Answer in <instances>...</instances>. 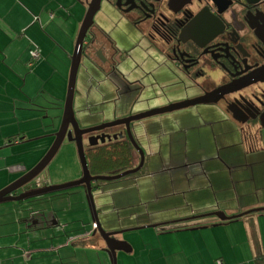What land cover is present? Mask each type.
I'll list each match as a JSON object with an SVG mask.
<instances>
[{
  "label": "crops",
  "instance_id": "0c3cea01",
  "mask_svg": "<svg viewBox=\"0 0 264 264\" xmlns=\"http://www.w3.org/2000/svg\"><path fill=\"white\" fill-rule=\"evenodd\" d=\"M74 5L67 0H0V191L40 162L54 141L62 115L57 113L51 121L52 109L44 107L52 106V101L62 103L68 86L70 58L83 13ZM31 51L39 54L35 63L30 61ZM52 82L55 93L46 97L43 90ZM178 115L146 119L149 122L141 130L136 126L135 140H144L148 148L140 175L109 182L106 191L105 186L93 190L104 230L141 228L116 236L130 247L128 252L117 253L119 264H264V212L229 222L210 216L220 212L232 217L264 208V200L245 198L250 184L257 191L259 175L257 171L248 174L252 163L242 148V138L241 143L217 145L211 158L206 152L192 156L188 145L195 144L193 131L208 129L215 143L224 136L229 142L233 130L224 134L222 126L231 124L220 115L222 130L217 136L214 118L202 114L191 119L197 125L187 127ZM125 116L115 115L114 120ZM106 122L102 119L99 124ZM152 128L159 130L149 132ZM180 135L185 147L177 158L174 141ZM14 140L20 142L11 143ZM65 143L52 160V177L49 171L37 183L60 185L81 178L76 148ZM64 151L65 163L59 160ZM239 154L243 162L232 159ZM213 158L221 176L226 174L223 182L212 178L205 167V160ZM7 204L11 205L0 208V217H4L0 221V264H110L103 240L92 235L95 222L81 188ZM251 227L259 241L258 259Z\"/></svg>",
  "mask_w": 264,
  "mask_h": 264
},
{
  "label": "flooded vegetation",
  "instance_id": "af4514ba",
  "mask_svg": "<svg viewBox=\"0 0 264 264\" xmlns=\"http://www.w3.org/2000/svg\"><path fill=\"white\" fill-rule=\"evenodd\" d=\"M82 1L86 6L91 2ZM105 8L114 12L117 23L123 22L130 32L145 40V51L150 53L156 70L167 69L171 74L159 78L149 68H143L144 62L136 61L132 70L123 69L136 48L132 53L121 51L103 25L95 22ZM81 57V64L95 68L111 80L117 100L123 103L124 118L138 115L133 109L141 107L137 104L145 101L140 98L148 88H160L162 99L156 95L152 99L158 107L151 104L139 114L204 98L206 104L160 116L209 107L236 128L248 154L259 152L258 142L264 135V0H101ZM179 87H187L190 95L180 98L179 91L173 92ZM217 90L224 93L211 94ZM170 93L173 100L168 97ZM135 129L136 122L131 124L132 135ZM101 134L124 136L116 141L127 139L124 126L106 129L83 136L85 150L112 142L89 147L87 140ZM38 177L12 195L48 186L37 183ZM102 185L93 183V190Z\"/></svg>",
  "mask_w": 264,
  "mask_h": 264
},
{
  "label": "rangeland",
  "instance_id": "374dc122",
  "mask_svg": "<svg viewBox=\"0 0 264 264\" xmlns=\"http://www.w3.org/2000/svg\"><path fill=\"white\" fill-rule=\"evenodd\" d=\"M67 1H69V2L74 1L76 4L74 6H79L80 8H82V12H83L82 18H81V12L79 15V18H81V22H82L84 15L87 11V6L77 3L75 0H67ZM75 12L76 11H73L74 15H75ZM67 17H68V15H67ZM67 17H64V20H66ZM115 17H116V15L114 14V12L105 8V9H103L102 13H100L95 18V22L101 23L103 25V27L109 33L110 37L116 43L117 48H119L121 51L125 52V51L131 50V53H132L133 49L136 48V49H134V52L132 54V59L130 61L126 62L125 64H123V69H125L126 71H130L134 67L133 66L134 61H136L137 64L138 63L142 64V62H144V64H145V65H143L144 69L149 68L150 70H152V72H154V74H153L154 76H157L159 78H165L164 74L168 73L167 72L168 70L167 69L156 70L154 63H152L151 59H149L150 53L145 51V49H148V46H147V43L145 42V40L141 39L138 34H136L134 32H130L129 27H127L123 22L117 23L118 21L116 20ZM168 74H171V73L169 72ZM104 76L105 75L102 72L95 70V68H93L87 64L84 65L82 63L80 65V68H79V71L77 74V79H76V86H75V93H74V100H73V110H74L75 118H76V120H77V122L81 128L87 127L84 125H90V123L94 124L95 127L99 126V125L111 123V122L115 121L114 120L115 115H117V116L122 115L121 106L123 105V103L121 100H119V101L117 100L118 97H117V94L115 93V87L110 82L111 80L110 79L106 80L105 79L106 77H104ZM172 79L174 80V76H172L171 80ZM54 86L55 85L52 82V85L45 87V89L43 91H44L46 97H47V93H53V95H54V93H55ZM186 88L179 87V89H174L173 92L178 93L177 91H179V96H180V98H182V97H185L186 96L185 94H187V93H188V95H190L189 94L190 92H188L187 91L188 89H186ZM66 93H67V86L65 88L64 95L62 96L63 97L62 103L55 104V102L52 101V106L44 107V109H52L51 110V112H52L51 121H53V117L57 113L62 115L63 107H64L65 99H66ZM156 95L160 96V97H158V99H162L161 96H163V95L161 94L160 88L156 87V88L146 89L143 93V96H141V98H140V101H143V100H145V101L139 102V104H137V106H141V107L133 109V113L139 114V112L141 110L143 111V110L148 109L147 108L148 106H151V104H154L153 103L154 102L153 97H155ZM164 95H165V93H164ZM124 96L126 98L128 97L126 95H124ZM168 97L170 100H173L174 96L170 93V95H168ZM149 99H150V101H147ZM165 99H166V96H165ZM161 102H164V101H161ZM147 103H150V104L147 105ZM202 110H205V111H202ZM47 111H50V110H47ZM201 111L203 112V115H207L206 118H208L210 120L212 118H214L217 121L216 124L213 125V126H215V131L217 133L216 134L217 136H220V131L222 130V127L224 129L222 131L226 132L224 134H229L231 130H233V134L231 135V138H230L231 140L229 142L224 141L225 137H226V136H224V137H217L216 143H215L213 134H210V131L208 129L202 128L200 130L193 131L190 135H191V139L195 142V144L194 143L192 144L189 142L190 146L188 145L189 153L192 154V156H195V154H197V153L200 154L202 152H206V154L209 155V157L211 158V156L213 157V155H214V149H215V147H217V145L218 146H222V145L225 146L228 144L241 143L240 135L238 132H236V128H233L231 126L232 124L229 125L227 128L224 126L221 127V122L219 121L220 119H219V115L217 113V110H212L211 108L208 107V109H201ZM201 111L196 110V108H191V109H189V111L183 112L182 115L181 114L178 115V116H183V118L180 120V122L183 123V126H187V127H189L192 124H193V126L197 125L198 121L194 120V122H193L191 119L198 117L199 114L202 115ZM47 113L48 112H45V114H43V116L46 117L48 115ZM173 114H176V113H173ZM61 118H62V116H61ZM102 119L109 121V122L99 124V121H101ZM147 120L140 121V123L138 125H136L137 128L139 130H141V128H143L141 125H144L145 124L144 122H146ZM87 122H88V124H86ZM147 122H149V121H147ZM136 123H138V122H136ZM178 124H179V122H178ZM155 126H158V124H155L152 127H155ZM152 129L153 130H150L149 132L159 130L156 128H152ZM133 137H135L134 133H133ZM182 138H183V135H180L178 137V139L174 141V146H175L176 150H174L173 153H174V156H177V158L181 157L183 155V152H184L185 146L182 143V141H183ZM195 138H197L196 141H195ZM260 138H261V140H260L261 142L257 141L261 145L259 152L255 153V154H249L250 156L249 155L247 156V157H250V160H248V161H250L252 163V165L250 166V169L249 170L247 169L248 174L252 175V171H254V172L257 171V176L259 175V185H258L257 191H255V189L253 188V186L251 184L249 186H247V188H246V189L249 188V190H248L249 193L247 192V197H245V198H247V200H250V201H254L257 199L264 200V135ZM136 141L138 142L137 144H139L140 148L144 151V153L146 151L148 152V148L145 146L144 140L138 141L136 139ZM251 142L252 141L249 140L250 144H251ZM65 144H69V143H65ZM198 146H199V148H197ZM200 146H202V147H200ZM200 148H203V149H200ZM242 148H245V146H243ZM30 151H32V149ZM75 152H76V150H75ZM64 154H65V151L62 152V157H61V159H59L63 163L66 162L65 161L66 157H63ZM221 157L223 159L225 158V154L223 151H222ZM232 159L240 161L241 160L240 154L238 155V157L234 156ZM205 161H206L205 167L207 168L208 172L210 174H212V178H215V177L219 178L220 182H223L224 178L227 179L225 172H223L224 175L221 176L222 172H220L221 171L220 166L216 163V159L213 158L211 160H205ZM241 162H243V160H241ZM54 166H55V164L52 166V162H51L49 164V166L46 168V170L38 178H41L45 173H47L49 171H50L51 177H52V171L54 170ZM186 172H187V170H186ZM58 174H59V176L63 177V172L62 173L59 172ZM234 176H236V173L234 174ZM130 178H133V177H130ZM124 179H121L119 182H125V181H123ZM126 181H128V180H126ZM102 186H105V191L110 188V185H108V183L103 184ZM229 189H230V187H229ZM228 192H229V190H228ZM85 201H86V199H85ZM10 205L11 204L0 205V208H2L4 206H10ZM2 220H4V217H0V221H2ZM141 232H148V231L145 230V231H141ZM128 234H136V233L133 232V233H128ZM131 236H133V235H131ZM116 259H117V264H119L118 257Z\"/></svg>",
  "mask_w": 264,
  "mask_h": 264
},
{
  "label": "water",
  "instance_id": "95a60500",
  "mask_svg": "<svg viewBox=\"0 0 264 264\" xmlns=\"http://www.w3.org/2000/svg\"><path fill=\"white\" fill-rule=\"evenodd\" d=\"M75 1L81 5H85V3L82 0H75ZM100 1L101 0H91L90 4L87 6V11L84 15V18L78 30L73 52L70 58L68 86H67L65 104L63 107L62 118L57 132L53 135L54 141L50 149L47 151L45 156L40 160V162H38L29 172L24 174L21 178H19L18 180H16L15 182H13L12 184H10L9 186H7L6 188L0 191V205L7 203H24L27 202L28 200L38 199L49 195L64 193L76 188H81L85 194V199L88 210L91 215V219L92 221L95 222L96 225V228L94 229L92 235L93 236L98 235L103 240L106 246L105 253L108 255L110 264H117V259H116L117 253L128 252V250L130 251V247L126 243L117 240L116 236L124 232L138 230L141 228L114 231V232H107L106 230H104L101 227L97 215V211L94 203L92 184L97 182H108V183L115 182L124 179L128 176L135 175L143 168L145 163V153L137 144L135 138L132 135L131 132L132 123L140 122L160 115L172 113L174 111L187 109L189 107H193L196 105H203L206 104V102L204 101V98H200L199 100H193L190 102L170 105L167 107L138 114L132 117L124 118L115 122L82 129L75 118V114L73 110V100H74L77 74L81 64L83 44L89 28L93 24L94 15L96 11L99 9ZM223 91L224 90H217L211 94L214 95L217 93H224ZM119 126L125 127L126 137L130 142V144L132 145V147L134 148V150L139 155L140 161L138 166L132 170L125 171L115 176H96V177L91 176L85 155L83 136ZM123 137L124 136L122 134L114 135V136L101 134L98 136L90 137L87 140V143L89 147H95L98 146L99 144L103 145L106 142L122 139ZM65 141L67 143L74 144L76 148L77 156L82 170L81 178L77 181L60 184V185H48L42 188L31 190L30 192L23 193L20 196H13L12 195L13 193L29 185L46 170V168L52 162L53 158L55 157V155L57 154V152L59 151V149L61 148V146ZM262 212H264V208L254 209L245 212L241 215L232 216V217H227L220 212L212 213L210 214V216L216 217L221 222H229L233 220H238L246 215H250L251 213H262ZM200 217H204V216H200ZM196 218L198 217H193L191 219H196ZM151 227L153 228L156 226H151Z\"/></svg>",
  "mask_w": 264,
  "mask_h": 264
},
{
  "label": "trees",
  "instance_id": "16d2710c",
  "mask_svg": "<svg viewBox=\"0 0 264 264\" xmlns=\"http://www.w3.org/2000/svg\"><path fill=\"white\" fill-rule=\"evenodd\" d=\"M50 18H53V14L50 15ZM31 53L32 51L30 52V61L35 63L36 61L31 57ZM32 63L29 64L30 67ZM19 142V140H14L11 143L18 144ZM85 155L90 175L93 177L115 176L121 174L125 171L136 168L140 161L139 155L126 138L123 141H112L111 143H106L105 145L95 149L85 150ZM144 170L143 166L137 174L132 176L140 175ZM106 183L108 182H97L98 185ZM33 200H28L27 202H32ZM250 234L256 259H258L259 241L254 227H251Z\"/></svg>",
  "mask_w": 264,
  "mask_h": 264
},
{
  "label": "built area",
  "instance_id": "2783aa9c",
  "mask_svg": "<svg viewBox=\"0 0 264 264\" xmlns=\"http://www.w3.org/2000/svg\"><path fill=\"white\" fill-rule=\"evenodd\" d=\"M38 53L37 52H32L31 53V57L35 60V59H37L38 58ZM93 227H94V229L96 228V225L95 224H93ZM220 264V263H219Z\"/></svg>",
  "mask_w": 264,
  "mask_h": 264
}]
</instances>
